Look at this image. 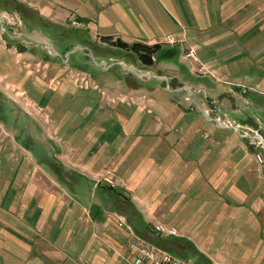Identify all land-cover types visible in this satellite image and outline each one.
Masks as SVG:
<instances>
[{"label":"crops","instance_id":"1","mask_svg":"<svg viewBox=\"0 0 264 264\" xmlns=\"http://www.w3.org/2000/svg\"><path fill=\"white\" fill-rule=\"evenodd\" d=\"M1 1L0 264H130L120 216L189 264H264V162L243 135L263 124L240 103L264 98V0Z\"/></svg>","mask_w":264,"mask_h":264},{"label":"built area","instance_id":"2","mask_svg":"<svg viewBox=\"0 0 264 264\" xmlns=\"http://www.w3.org/2000/svg\"><path fill=\"white\" fill-rule=\"evenodd\" d=\"M75 27H80L81 24L76 21L72 22ZM172 38L171 35H167L166 39ZM184 57L190 59L191 61H198L197 56L195 55L194 49L190 48L187 52L184 53ZM203 66H200L202 68ZM83 84L87 83L86 79H81ZM246 132L243 133L244 136H247L250 139V144L254 148L253 144L259 146L260 151L254 152V158L257 163L262 164L264 158L262 153L264 152V136L258 131L251 128H245ZM104 181L108 182L111 186L113 181L109 177H104ZM118 225L124 227L130 234L133 235V240L130 242L129 247L133 251L132 258L130 259V264H189L187 261L182 260L175 255L171 254L167 249L155 245V243L143 238L134 233L132 226L123 219L119 217ZM152 229L155 233L162 236H174L177 235V230L175 227L167 226L163 223L157 222L152 224Z\"/></svg>","mask_w":264,"mask_h":264},{"label":"rangeland","instance_id":"3","mask_svg":"<svg viewBox=\"0 0 264 264\" xmlns=\"http://www.w3.org/2000/svg\"><path fill=\"white\" fill-rule=\"evenodd\" d=\"M2 7H3V2L0 0V11L2 10ZM4 11H5V9H4ZM7 12V11H6ZM1 13V12H0ZM35 23H36V25L37 26H40V27H44V28H48V27H46V26H44V25H42V22L41 21H39V20H37V19H34L33 20ZM16 22H17V20H16ZM20 22L22 23V22H26V19H25V17H23V15L22 16H20ZM17 25V24H16ZM16 25H13L14 26V28H15V33L16 32H18L19 30L18 29H16L17 27H16ZM1 27L2 28H4V30H8V24H3V25H0V29H1ZM18 30V31H17ZM23 30V33H24V35H25V38L28 40V42H29V45H28V47H29V49L30 50H34V51H39L40 49H41V46H43V43H41L38 39H40V38H37L36 36H33V35H30V34H28L27 32H26V30L23 28L22 29ZM53 30V29H52ZM77 33H79V30H76V29H73V30H68V32L66 33V34H77ZM66 34L64 35V34H57V32H52L51 34H50V36H54L55 38H58V39H56L57 40V42H58V44H59V47H58V49L59 50H61L62 49V47L64 46V44H65V36H66ZM167 41L169 42V43H173L174 42V39H172V38H169V39H167ZM53 40L51 41H49L48 42V44L52 47V48H54L55 46L53 45ZM45 45V44H44ZM43 51V54L46 56V57H51L52 56V53L50 52H48V50L46 49V47L44 48V50H42ZM63 52V49H62V51L59 53V54H61ZM59 54H57V56L59 55ZM41 57H42V55H40ZM56 56V55H55ZM60 56V55H59ZM123 56L124 57H121V58H123V59H125V62H126V64H129L130 62H132V63H134V60L132 59L133 57H134V54L133 53H131V52H126L125 51V53H123ZM61 57V56H60ZM119 58V57H118ZM122 59V60H123ZM107 63L108 64H112L113 63V61H109V60H107ZM114 65H118L119 66V64H117V60H115L114 61V63H113ZM137 65V64H136ZM82 67H84L83 66V64L81 65ZM200 71H202L203 70V67L202 68H200L199 69ZM85 84V83H84ZM91 85H89V88L88 87H81L80 89H82V90H88V89H93V87L91 86ZM102 87L100 86V85H98V94H101L102 96H105V98L107 99V98H109L108 97V93H106L105 91L102 93ZM246 98L249 100V101H253V104L252 105H248V104H245V103H243V101L241 100V107H242V109H243V111L244 112H246V114H249V116L251 115L253 118H257L258 119V121L259 122H262V128L260 129V133L264 136V98H262V97H254L253 95H251V94H249V95H247L246 96ZM240 116V117H239ZM244 116H246V115H244L243 113H242V115H236L235 117H238V118H243ZM252 144V143H251ZM253 146H254V149H257V151H260V148H259V146H257V144H253ZM262 157L264 158V152L262 153ZM259 165H262V164H260V163H258ZM168 249V251L171 253V254H175V256L177 255V256H179V257H182V258H186V259H190L191 257H192V255H188V254H185V255H180V254H178V253H176L173 249H171L170 247H167Z\"/></svg>","mask_w":264,"mask_h":264},{"label":"trees","instance_id":"4","mask_svg":"<svg viewBox=\"0 0 264 264\" xmlns=\"http://www.w3.org/2000/svg\"><path fill=\"white\" fill-rule=\"evenodd\" d=\"M127 46V45H126ZM131 49L139 54V58L142 62L144 63H149L150 61V56L151 53L153 52V49L149 46L138 44V43H133L131 45Z\"/></svg>","mask_w":264,"mask_h":264}]
</instances>
